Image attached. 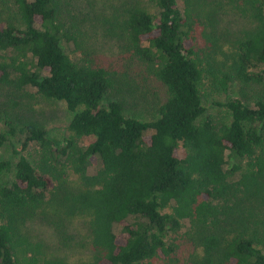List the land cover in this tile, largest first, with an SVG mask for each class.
<instances>
[{"label":"trees","instance_id":"16d2710c","mask_svg":"<svg viewBox=\"0 0 264 264\" xmlns=\"http://www.w3.org/2000/svg\"><path fill=\"white\" fill-rule=\"evenodd\" d=\"M6 1L14 12L0 11V83L63 101L73 115L68 143L50 150L66 156L61 170L25 154L48 148L47 130L34 123L20 131L17 159L0 160V264H264V97L220 103L230 121L218 125L202 93L206 79L221 92L235 81L264 86V70H255L264 65V0H243L251 28L230 49L199 31L193 0L185 9L152 0L157 13L126 9L125 47L167 93L148 121L127 116L119 99L104 103L115 79L72 57L77 37L60 0ZM6 140L0 131V148ZM36 217L62 235L65 220L85 218L89 258L45 252L26 230Z\"/></svg>","mask_w":264,"mask_h":264},{"label":"rangeland","instance_id":"374dc122","mask_svg":"<svg viewBox=\"0 0 264 264\" xmlns=\"http://www.w3.org/2000/svg\"><path fill=\"white\" fill-rule=\"evenodd\" d=\"M193 1L196 4L198 2L196 23L199 31L204 30L219 38L218 43L225 49H230L232 42L251 28V18L246 17L241 10L245 3L243 0ZM134 4L158 12L152 0H60L65 29L77 37L72 57L77 61L90 59L106 67L115 79V88L106 96L104 103L119 99L124 103L127 116L148 121L157 117L158 108L166 99L167 93L165 86L125 47L126 38L122 34L120 23L126 9ZM180 4L183 9L186 8L184 0H180ZM0 11L6 17L9 11L14 12V7L11 2L1 0ZM198 40L202 45L207 42L206 37L199 36ZM4 54L0 50V56ZM255 70L262 72L264 65ZM202 89L206 114L218 125L230 121L228 110L220 103L238 98L251 104L260 96L264 97L263 84L235 81L227 92H221L206 79ZM72 115L63 101L47 99L32 88L18 89L10 84L0 83V131L7 137L0 148V160L17 159L15 151L20 149V131L27 124L34 123L47 130L48 148L44 151L43 148L34 146L25 154L35 165L47 163L61 170V164H67L66 156L52 157L50 150L62 149L68 143V125ZM8 122L15 130L14 133L9 130ZM92 140V137L80 139L77 147H84ZM45 152L47 155L43 159ZM63 170L67 171L68 179L73 178L68 166L63 167ZM63 225L62 235L52 222L36 217L28 221L26 230L30 232L32 240L45 243V252L50 250L70 262L88 259L92 251L86 219L75 217L65 220Z\"/></svg>","mask_w":264,"mask_h":264}]
</instances>
